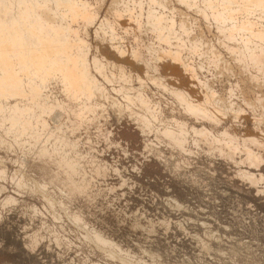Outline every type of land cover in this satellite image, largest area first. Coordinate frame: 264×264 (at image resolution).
Returning <instances> with one entry per match:
<instances>
[{"label": "rangeland", "instance_id": "obj_1", "mask_svg": "<svg viewBox=\"0 0 264 264\" xmlns=\"http://www.w3.org/2000/svg\"><path fill=\"white\" fill-rule=\"evenodd\" d=\"M20 1L0 0L1 53L58 34L43 57L87 69L35 86L37 57L12 60L0 264H264V0Z\"/></svg>", "mask_w": 264, "mask_h": 264}, {"label": "bare ground", "instance_id": "obj_2", "mask_svg": "<svg viewBox=\"0 0 264 264\" xmlns=\"http://www.w3.org/2000/svg\"><path fill=\"white\" fill-rule=\"evenodd\" d=\"M10 1V0H9ZM205 1V0H204ZM229 1V0H228ZM235 1V0H234ZM257 1V0H256ZM260 1H262V0H260ZM2 2V1H1ZM4 2V1H3ZM20 2H22V0L20 1ZM60 2V1H59ZM245 2V1H244ZM247 2H250V1H247ZM63 3H64V1H63ZM225 3V2H224ZM232 3V2H231ZM15 4V3H14ZM227 3H225V5H226ZM235 4V3H234ZM246 4V3H245ZM255 4H256V2H255ZM27 5V4H26ZM61 5H63V4H61ZM23 6V5H22ZM226 6H228V5H226ZM247 6H248V4H247ZM6 7V6H5ZM229 7V6H228ZM227 7V8H228ZM257 7H264V3L262 2V3H260ZM2 8H4V6L2 7ZM24 8V7H23ZM27 8V7H26ZM252 8H254V7H252ZM20 9H22V8H20ZM260 9V8H259ZM258 9V10H259ZM3 10V13H5L4 12V9H2ZM10 10V9H9ZM12 10V9H11ZM10 10V11H11ZM18 10V9H17ZM30 10V9H29ZM72 10V9H71ZM225 10V9H224ZM250 10V9H249ZM256 10V9H255ZM23 11V13H24V11H25V9L24 10H22ZM28 11V10H27ZM230 11V10H229ZM0 12H2L1 10H0ZM17 12V11H16ZM19 12V11H18ZM263 12V11H262ZM10 13V12H9ZM23 13H22V15H23ZM27 13V12H26ZM30 13V12H29ZM1 15V14H0ZM6 15V14H5ZM15 15H16V13H15ZM18 15V14H17ZM20 15H21V13H20ZM24 16V15H23ZM223 16V15H222ZM8 16H6V18H7ZM18 17V16H17ZM16 17V18H17ZM39 17V16H38ZM232 17V16H231ZM10 18V17H9ZM13 19H14V17H12ZM25 18V17H24ZM24 18H22L21 17V19H23V20H25V21H27V18L26 19H24ZM29 18V22L30 21H33L34 22V19L33 18H30V16L28 17ZM44 18V17H43ZM66 20H67V18H66V16L64 17ZM72 18H73V16H72ZM4 19V18H3ZM3 19H1V20H3ZM18 19V18H17ZM48 19V18H47ZM75 19V18H74ZM74 19H73V21H74ZM19 20V19H18ZM72 20V19H71ZM231 20V19H230ZM233 20V19H232ZM37 21V19H36V17H35V22ZM48 21H50V20H48ZM2 22H5V21H1V25H2ZM8 22V21H7ZM6 22V23H7ZM20 22V21H19ZM24 22V21H23ZM226 22V21H225ZM32 23V22H31ZM40 23H42V22H40ZM93 23V22H92ZM17 24H19V23H17ZM21 24H22V21H21ZM21 24H19V26L21 25ZM27 24V23H26ZM37 25H39L38 23H36ZM5 24L3 23V25L2 26H4ZM8 25L9 24H7V28H8ZM23 25V24H22ZM21 25V26H22ZM31 25V24H30ZM33 25H35V23L33 24ZM32 25V26H33ZM26 26V25H25ZM36 26V25H35ZM40 26H41V24H40ZM67 26H68V24H67ZM242 26V25H241ZM11 27V26H10ZM28 27V26H27ZM27 27L25 28V30L27 29ZM34 27V26H33ZM42 27V26H41ZM46 27V26H45ZM47 27H50V26H47ZM54 27H55V25H54ZM1 28H3V27H1ZM5 28H6V25H5ZM24 28L22 29V27H20V29H22L23 31H24ZM35 28V27H34ZM37 28V27H36ZM53 28V27H52ZM15 29V28H14ZM13 29V30H14ZM42 29V28H41ZM47 28H45V30H46ZM4 30V29H3ZM11 31H13L12 29H10ZM68 30V29H67ZM1 31V30H0ZM6 31H8V30H6ZM14 31H17V30H14ZM57 31V30H56ZM55 31V32H56ZM60 31V30H59ZM150 31V30H149ZM148 31V32H149ZM237 31V30H236ZM239 31V30H238ZM22 32V31H21ZM20 32V33H21ZM49 32V31H48ZM54 32V33H55ZM58 32V31H57ZM56 32V33H57ZM61 32V31H60ZM253 32V31H252ZM17 33H19V31L17 32ZM5 34V33H4ZM3 33H2V36L4 35ZM23 34V33H22ZM26 34V33H25ZM34 34V33H33ZM248 34V33H247ZM249 34H251V33H249ZM18 35L19 34H17V37H18ZM24 35V34H23ZM27 35V34H26ZM42 35V34H41ZM58 35V34H57ZM56 35V36H57ZM259 35V34H258ZM14 37H15V34L13 35ZM29 36V35H28ZM46 36H48V35H46ZM50 36H52V35H50ZM53 36H55L54 34H53ZM55 36V38H43V37H40V39H39V43H40V47H44V48H46L45 50H48L47 52L49 53L51 50H49V49H52V50H54V51H59L60 49H61V47H59L58 45V48H56L55 46L56 45H54L56 42H55V39L57 38ZM11 37V36H10ZM63 37V36H62ZM255 37V36H254ZM261 37H263V36H261ZM260 37V38H261ZM8 38V37H7ZM6 38V39H7ZM59 38H61V36L59 37ZM249 38V37H248ZM258 39H259V36L257 37ZM2 39V38H1ZM5 39V40H6ZM13 39V38H12ZM16 37L14 38V44H11L12 42H10V44H11V46H13V45H16L15 43L17 42L18 43V41H17V39H19V38H17L16 40ZM32 39H33V37H32ZM32 39H31V42H34V41H32ZM262 39V38H261ZM261 39H259L260 41H261ZM4 40V39H3ZM10 40H11V38H10ZM37 40V39H36ZM57 40H59V39H56V41ZM248 40V39H247ZM253 40V39H252ZM12 41V40H11ZM16 41V42H15ZM62 41V40H61ZM0 42H1V40H0ZM76 42V41H75ZM138 42V41H137ZM257 42V41H256ZM3 43V45H4V41L2 42ZM37 43V42H36ZM36 43H34V44H36ZM39 43H37V44H39ZM63 43H65V42H61V46H62V44ZM255 43V42H254ZM258 43V42H257ZM260 43V42H259ZM5 44H8V43H5ZM23 44H24V42H23ZM42 44H48V45H50V44H53L52 46L50 45L49 47H46V46H43ZM78 44H80V42L79 43H77L76 45H78ZM85 44V43H84ZM84 44H82V46H81V48L82 47H84L85 48V45ZM264 44V43H263ZM84 45V46H83ZM259 45H262V44H259ZM1 46V45H0ZM17 46V45H16ZM2 47V46H1ZM8 47V46H7ZM36 52H34V54H30V55H27L28 54V52H29V50L27 49V54H25V55H27V57H37V61H36V64H35V67H32V68H34L35 70H33L32 72L31 71H28L29 70V68L27 69L26 68V70L28 71V73H25V71H22V72H24L23 73V75H24V79H30L29 81H31L32 82V80L34 81L35 79H39L40 80V83L37 81V80H35L34 82H29V83H31V85L34 83V85H35V82L37 81L38 82V84L37 85H39V86H41V85H43V84H45V82H47V80L51 77V76H55V78L57 77V78H59V79H61V81L66 85V87L69 89H71V90H75L76 88L77 89H80L81 88V86L82 85H85L84 84V78H82V72L83 71H85L84 69H87V68H85L84 67V69H83V67H82V65H78V64H76L75 62V64L73 65V64H71V62L69 61V59H68V57H67V55H66V57H65V54H66V52H65V54H64V56H63V54H62V56L65 58V59H63V57L61 58V60H60V63H57L58 61L57 60H55V61H50L49 59V61H50V63H49V61H47L44 57H43V55H42V53H41V50L40 49H42V48H40L39 49V45H36ZM78 47V46H77ZM264 47V46H263ZM64 48V51L66 50V48L65 47H63ZM62 48V49H63ZM79 48V47H78ZM84 48H82L83 50H85ZM57 49H59V50H57ZM148 49V48H147ZM153 49V48H152ZM14 50V49H13ZM21 50V49H20ZM26 50V49H25ZM68 50V49H67ZM76 50H77V48H76ZM86 50H87V48H86ZM85 50V51H86ZM149 50V49H148ZM15 51V50H14ZM43 51V50H42ZM61 51H63V50H61ZM153 51V50H152ZM33 52V51H32ZM44 52V51H43ZM60 52V51H59ZM77 52H80V48H79V51H76V53ZM82 52V51H81ZM80 52V53H81ZM161 52V51H160ZM21 53V55L22 56H24L23 54H22V52H20ZM56 53V52H55ZM63 53V52H62ZM152 53V52H151ZM156 54H157V52H156ZM253 54V53H252ZM18 54H17V52L15 53V55L14 56H17ZM45 55V54H44ZM50 55H52V54H50ZM58 55V54H57ZM60 55V54H59ZM77 55H79V54H77ZM81 55H82V53H81ZM80 55V56H81ZM84 55H86L85 53H84ZM161 55V57H162V54H160ZM264 55V54H263ZM11 56H13V55H6L5 53H1V49H0V74H2L3 75V73L5 74L4 76H3V78L2 77H0V90H2L1 92H3V94H5V96H7V95H9V93H12L11 92V89H13L14 88V90H15V88L16 89H18V87H20V89L22 88L21 87V82H23L22 80H20L21 78V76H23V75H21V76H19V73H17V71L15 70V73H14V75L12 74V73H10V72H13V71H11V68H12V64H13V62H14V64H22V63H24V64H22L23 65V68L26 66L25 64H26V56H24V59H22L21 58V60H20V58L19 57H21V56H17V57H14L13 59H11L10 57ZM46 56V55H45ZM156 56V55H155ZM48 57V56H47ZM60 57V56H59ZM82 57V56H81ZM166 57V56H165ZM255 57V56H254ZM253 57V58H254ZM17 58H18V60H17ZM54 58L55 59H57V56H54ZM150 58V57H149ZM148 58V59H149ZM153 58H154V56H153ZM14 59H16V60H14ZM53 59V58H52ZM63 59V60H62ZM82 59V58H81ZM95 59V58H94ZM166 59V58H165ZM5 60H7V61H5ZM12 60H14L13 62H12ZM78 60V59H77ZM151 60H153V59H150V61ZM16 61V62H15ZM80 61V60H79ZM78 61V62H79ZM85 62H86V59L84 60ZM138 61V60H137ZM141 61V60H140ZM149 61V60H148ZM19 62V63H18ZM41 62H43L44 63V65H45V67H44V65L41 63ZM84 62V63H85ZM134 62V61H133ZM155 62V61H154ZM80 63H82V62H80ZM160 63V62H159ZM14 64H13V66H14ZM142 64V63H141ZM161 64V63H160ZM254 64V63H253ZM261 64H263V63H261ZM28 65V64H27ZM73 65V66H72ZM147 65V64H146ZM158 66H159V64H157ZM156 65V66H157ZM163 65V64H162ZM257 65V64H256ZM30 66V65H29ZM139 66V65H138ZM138 66H137V68H138ZM145 66V65H144ZM258 66V65H257ZM31 67V66H30ZM86 67H88V66H86ZM167 67V66H166ZM15 68V67H14ZM19 68V67H18ZM98 68V67H97ZM143 68V67H142ZM147 68V67H146ZM146 68H144L143 70H145ZM150 68V67H149ZM262 68V67H261ZM155 69V68H154ZM30 70H32V69H30ZM83 70V71H82ZM96 70V69H95ZM150 70V69H149ZM96 71H98V70H96ZM18 72H21V71H18ZM22 72L20 73V74H22ZM165 72V71H164ZM89 73V72H88ZM9 74V76H7V77H5L6 75H8ZM16 74H18V76L19 77H17V75ZM25 74H26V76H27V78H25L26 76H25ZM152 74V73H151ZM155 74V73H154ZM160 74V73H159ZM160 75H162V74H160ZM167 76H168V74H167ZM166 76V77H167ZM5 77V78H4ZM29 77V78H28ZM151 77V76H150ZM152 77H153V75H152ZM161 77V76H160ZM164 77V76H163ZM18 78V79H17ZM23 78V77H22ZM48 78V79H47ZM54 78V77H53ZM89 78V77H88ZM88 78H87V80H88ZM156 78V77H155ZM152 79H154V78H152ZM161 79V78H160ZM168 79V78H167ZM173 79V78H172ZM91 80V79H90ZM94 80V79H93ZM162 80V79H161ZM56 81V80H55ZM58 81V80H57ZM57 81H56V83H57ZM29 83H28V85H29ZM94 83V82H93ZM23 84V83H22ZM41 84V85H40ZM47 84V83H46ZM53 84V83H52ZM89 84V83H88ZM96 84V83H95ZM177 84V83H176ZM31 85L30 86H28L30 89H31ZM91 85H93V84H91ZM36 86V85H35ZM47 86V85H46ZM89 86V85H88ZM27 87V89H29ZM51 87V86H50ZM84 87H86V86H83V89H84ZM91 87V86H90ZM35 87L34 86H32V89H34ZM65 88V87H64ZM121 88V87H120ZM9 89H10V91H9ZM24 89V88H23ZM22 89V90H23ZM32 89H31V91H32ZM35 89H37V88H35ZM38 89H40V88H38ZM86 89V88H85ZM178 89V88H177ZM21 90V91H22ZM27 91V90H26ZM38 91V90H37ZM42 91V90H41ZM40 91V92H41ZM63 91H65V90H63ZM69 91L70 90H67V92L69 93ZM184 91V90H183ZM8 92V93H7ZM28 92H30V91H28ZM66 92V91H65ZM71 92V91H70ZM74 92V91H73ZM14 93V92H13ZM22 93V92H21ZM21 93H20V95H21ZM31 94H32V92H30ZM82 93V92H81ZM7 94V95H6ZM17 94H18V92H17ZM25 94H27V92L25 93ZM30 94V95H31ZM67 94V93H66ZM2 95V94H1ZM1 95H0V98L2 99H4L5 98V96L3 97V95H2V97H1ZM11 96H13L12 94H10ZM9 95V96H10ZM15 95V97L17 96L16 95V93L14 94ZM34 95V94H33ZM32 95V96H33ZM8 96V97H9ZM36 97H37V95H35ZM32 97V100L33 99H35V100H37L36 99V97ZM69 96V95H68ZM187 96V95H186ZM8 97H6V99L8 98ZM20 97H22V95L20 96ZM28 97H29V95H28ZM74 97V96H73ZM184 97V96H183ZM195 97V96H194ZM198 97V96H197ZM14 98V97H13ZM77 98V97H76ZM190 98V97H189ZM193 98V97H192ZM30 99V98H29ZM28 99V100H29ZM78 99V98H77ZM186 99H187V97H186ZM21 100H22V98L20 99V102H21ZM25 100V102H26V99H24ZM195 101V100H194ZM35 102V101H34ZM34 102H32L31 104H33ZM18 103V102H17ZM36 103V102H35ZM39 103V102H38ZM194 103V107H192V110L194 111V112H196V110L197 111H199V113H201L200 112V110L201 111H203V109H202V106H201V102L200 101H198V100H196V102H193ZM25 104V103H24ZM16 105V104H15ZM36 104H34V106H35ZM29 106V105H28ZM12 109V108H11ZM18 111V109L16 110V112ZM20 111H21V109H20ZM20 111H18V112H20ZM48 111V110H47ZM50 111V110H49ZM213 110L212 109H209L208 110V112H212ZM22 112V111H21ZM49 113V112H48ZM198 113V112H197ZM205 113H207V112H205ZM210 113H207V114H210ZM213 113V112H212ZM206 114V115H207ZM199 116V115H198ZM209 117V116H208ZM24 127H26V126H24ZM22 128H23V126H22ZM22 130H24V129H22ZM201 134H203V133H201ZM157 154V153H156ZM160 155V154H159ZM158 157H160V156H158ZM160 159H163L162 157L160 158ZM260 161V160H259ZM258 163V162H257ZM251 177V176H250Z\"/></svg>", "mask_w": 264, "mask_h": 264}]
</instances>
